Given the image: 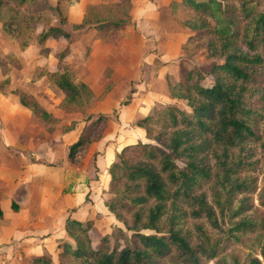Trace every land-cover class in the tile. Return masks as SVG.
Listing matches in <instances>:
<instances>
[{"label": "trees", "instance_id": "obj_1", "mask_svg": "<svg viewBox=\"0 0 264 264\" xmlns=\"http://www.w3.org/2000/svg\"><path fill=\"white\" fill-rule=\"evenodd\" d=\"M122 1L128 5L123 7L126 16L102 19L96 29L117 30L129 23L130 2ZM171 6L193 14L184 21L193 32L188 42L202 46L211 62L206 68L181 67L182 81L170 85V94L185 106L175 101L139 119L136 124L148 140L126 145L109 168L114 197L107 206L127 232L119 229L115 241L106 234L94 244L89 234L93 221L68 217L66 229L74 243L62 244V262L208 264L219 259V264H264V185L259 187L253 174L264 171L259 156L264 155V0H181ZM47 11L66 22L60 6L48 0H0L2 28L12 36L36 31ZM51 36L68 41L57 54L63 60L73 35L50 25L40 40ZM28 43L29 38L23 42ZM56 76L67 101L76 103L81 86L67 72ZM15 92L35 116L56 121L34 95ZM107 125L106 116H97L69 147L68 159L82 161ZM3 216L0 203V222ZM190 219L195 222L189 224ZM233 245L250 250L245 262L228 254ZM34 261L51 263L48 257Z\"/></svg>", "mask_w": 264, "mask_h": 264}, {"label": "crops", "instance_id": "obj_2", "mask_svg": "<svg viewBox=\"0 0 264 264\" xmlns=\"http://www.w3.org/2000/svg\"><path fill=\"white\" fill-rule=\"evenodd\" d=\"M48 1L60 7L65 5L60 0ZM121 1L72 0L69 7L65 6V15L71 24H82L93 9L102 10L110 3ZM173 1L181 0H129L130 21L117 30L96 29L98 22L105 18L95 19L97 21L93 24L88 20L86 27L76 31L64 26L74 38L69 54L63 59L64 63H72L67 71L78 76L93 91L99 99L98 107L103 108L98 111L107 117L108 125L103 136L92 143L84 158L85 162L93 157L92 167L98 170V176L86 178L82 169L76 174L75 167L68 160L67 146L61 158L62 167L58 168V163L51 159L58 157L53 147L46 148L47 144L36 140L37 130L30 123L34 114L20 103L15 92L17 88L6 95L0 92V203L4 212L0 222V264H45L34 261L40 257L50 258V264H66L60 259L62 244L68 240L74 243L66 229L68 217L81 222L93 221L90 237L95 233L99 216L110 213L115 217L106 202L111 164L126 145L148 140L145 130L136 122L152 114L140 117V112H153L155 106L163 104L166 99V104L177 101L170 94V85L182 81L181 67L174 79L169 75V63H165L181 55L193 32L186 26L181 32L174 27L172 19H164L165 10L174 15L183 8H172ZM137 22L141 25L138 26ZM151 25L155 30L150 29ZM57 53L48 56L54 60L46 67L44 76L60 70L59 62H62ZM173 53H176L175 57ZM156 59L160 63L154 67ZM142 60H150V67L148 62L144 69ZM111 81L117 86L112 90L122 91L117 93L120 94L117 99L119 105L113 109L110 107L115 103L110 104V100L114 95L103 96ZM25 88L24 91L35 95L40 104L43 103L36 93L37 89ZM123 91L131 95L127 104H122L125 100ZM46 109L55 117H60L52 105H46ZM115 111L114 119H109ZM85 126L84 121L83 128L76 131L75 142ZM136 127L144 130L145 138L142 132H136ZM135 136L138 137L136 141L121 145V142ZM32 149L38 156L34 162L28 157V150ZM40 157L43 160L39 161ZM13 203L17 204V209H14ZM101 238L97 237L94 244Z\"/></svg>", "mask_w": 264, "mask_h": 264}, {"label": "rangeland", "instance_id": "obj_3", "mask_svg": "<svg viewBox=\"0 0 264 264\" xmlns=\"http://www.w3.org/2000/svg\"><path fill=\"white\" fill-rule=\"evenodd\" d=\"M65 5L60 7L62 11V16L66 18V9L65 6L67 5L69 7L72 0H60ZM105 9H98L95 11L94 9L89 12V15L86 16V20L90 23H95L98 18H105V19H118L124 17L126 14V9L121 8V6H128L126 2L121 1L120 3L112 4L110 3ZM118 6V7H117ZM10 11H6L5 14H7ZM22 12V10H20ZM71 12V11H70ZM13 14V13H12ZM24 14V13H21ZM169 15V16H168ZM126 16V15H125ZM193 14L187 10H184L183 8L178 9L174 15L170 14L169 11H164V19L166 21H169L172 19L174 27L180 29L179 31L183 32L184 30V24L183 21L192 18ZM151 20L155 21L152 17ZM50 25H59L64 28H68L70 30H74L73 24H71L67 18L66 22H61L60 16L55 14L54 12L47 11L45 17L42 19L41 22L36 27V31L34 30L31 32L30 30H22V33L17 36H12L10 33L6 32L2 28V21L0 20V92L6 94H9L12 92L13 88H17L19 90L26 89V87H29V89L36 90L37 94L42 99L41 103L45 108L46 105H52V108L60 115V117L56 116V121L53 123H47L40 119L39 117L33 115L31 117L30 123L32 124V128L37 130V136L35 137L37 141H40V143L43 142V144H47V147L52 146L58 157H51V159L58 163V168L62 167V157L64 156V148L65 150L71 145V142H75V139L77 137L76 131L78 129H82L84 126V121L86 122V126L84 127L83 131L86 127H88L93 120L99 115L104 114L101 111H98V109H103L101 107H98V100L96 99V95L93 93L92 90L89 89L88 86L84 85L78 76L70 73L67 71L68 66L72 65V63H64L63 60H60L62 63L59 62L60 70L61 72H67L75 81L76 84L80 85L82 88V92L80 94V97L76 103H69L66 99V95L64 91H62L56 84L55 80L57 78L56 73L53 72L51 74H48V76H44V71L46 70V67L53 63L54 59H49L50 54L59 53L61 52L66 46H68V42L63 37H49L45 41H41L40 39V33L44 31L48 26ZM73 25V26H72ZM137 25H141L139 22H137ZM152 30H155V27L153 25L150 26ZM190 32V31H189ZM118 38H120V35H117ZM29 38V43L27 45H24L23 42L25 39ZM177 48V47H176ZM184 50H182L181 55L176 56V53H173V56L175 57L174 60L170 59L169 61H166L165 64L169 63V66H167L168 71H170V74L172 77L177 78L178 77V69L180 67H186V68H193V67H199V68H206L210 64V60L206 55V52L202 46L195 43L187 42L184 45ZM176 51V50H175ZM57 53V54H58ZM160 53L158 52V56ZM67 57V56H66ZM65 57V58H66ZM64 58V59H65ZM115 61V60H114ZM144 61V60H142ZM149 62L150 67V60H145L142 64V67L146 69V63ZM159 61L155 60V66L159 65ZM153 66H151L152 68ZM173 73V74H172ZM110 77V76H109ZM208 83L211 82L210 78L206 80ZM39 84H43V87H40ZM117 86L110 82L108 84V89L105 93H103V96L112 94L114 95V98L110 100V104H114L111 109L117 107L119 105L118 97L122 93L117 92L116 90H112V88H116ZM132 91H130L131 93ZM117 93H120L119 95ZM124 102L126 100H129L131 95L124 92ZM95 95V96H94ZM8 96V95H7ZM35 96V95H34ZM15 97V94L14 96ZM36 97V96H35ZM37 98V97H36ZM117 101V102H116ZM168 101L167 99L162 104H158L155 106V109L153 112H146L142 111L139 113V116H147L150 114H155L156 112L162 111L168 104L165 102ZM182 106H185L186 102L182 100H177ZM127 104V103H122ZM54 114V113H53ZM111 117H108L109 119H114L116 115V111L112 113ZM55 115V114H54ZM89 122V123H88ZM138 130V131H137ZM34 132V131H33ZM32 132V133H33ZM136 132H144L143 129L136 127ZM103 133V132H102ZM145 133L142 134V136L145 138ZM102 136V134H101ZM100 136V137H101ZM138 139L137 136L134 138H130L124 142H121V145H124L125 143L134 142ZM147 139V137H146ZM73 142V143H74ZM72 143V144H73ZM67 146V148H66ZM34 149L28 150V157L31 161H37V157L35 155ZM261 157L262 163L264 162V155L261 153L259 154ZM93 157L91 156L90 159H87L84 162V159L82 161H79L77 163H73L70 161V165H73L76 169V174L81 173L83 170L86 174V178L94 177L95 175L98 176V170L96 171L92 167ZM43 160L41 157L39 161ZM64 160V159H63ZM84 162V163H83ZM264 165V164H263ZM263 168V167H262ZM82 169V170H81ZM81 170V171H80ZM95 170V173L93 172ZM73 172V171H70ZM91 172V173H90ZM255 176H258L259 179V187H262L264 185V182L262 181V178L264 176V171H257L256 173H253ZM74 178L70 177V180ZM75 181L71 184L74 185ZM72 187V186H71ZM70 187V188H71ZM69 188V187H68ZM69 188V189H70ZM110 185L108 187V195L107 200H111V198L114 197V193L111 191ZM110 190V191H109ZM255 204L258 205L257 197H255L254 200ZM260 211L264 212V209H261ZM100 215V214H99ZM124 217L128 220V222H131V216L129 214H124ZM189 224H192L195 222V220H188ZM126 224L123 222L118 221L115 217H113L110 213H106L104 216L98 217V224L95 227L94 231L95 233L92 234V242L96 243L97 237H102L105 234L111 235L112 241H115L116 238L119 237V229H125L127 232ZM148 232V231H145ZM128 235L130 233H127ZM254 251L257 250V247L255 246ZM250 250L243 246L233 245L229 251L228 254L232 256L238 257V259L241 262H245L248 252ZM66 264H74V263H66ZM208 264H219V259L212 260Z\"/></svg>", "mask_w": 264, "mask_h": 264}]
</instances>
